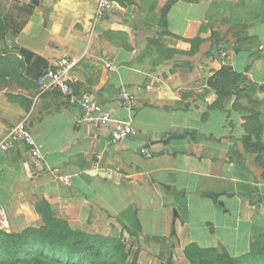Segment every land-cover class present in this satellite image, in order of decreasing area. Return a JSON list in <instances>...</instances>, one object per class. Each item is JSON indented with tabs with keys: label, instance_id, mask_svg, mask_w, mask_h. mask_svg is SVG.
<instances>
[{
	"label": "crops",
	"instance_id": "crops-1",
	"mask_svg": "<svg viewBox=\"0 0 264 264\" xmlns=\"http://www.w3.org/2000/svg\"><path fill=\"white\" fill-rule=\"evenodd\" d=\"M109 1L95 20L98 0H0V141L26 120L34 142L0 150V211L10 224L8 212L44 200L79 222L101 213L157 255L192 243L246 253L264 232L263 154L243 143L264 146V0ZM64 58L76 60L72 91L133 134L112 144V123L39 91ZM222 61L242 79L223 99L209 83Z\"/></svg>",
	"mask_w": 264,
	"mask_h": 264
},
{
	"label": "trees",
	"instance_id": "trees-1",
	"mask_svg": "<svg viewBox=\"0 0 264 264\" xmlns=\"http://www.w3.org/2000/svg\"><path fill=\"white\" fill-rule=\"evenodd\" d=\"M170 3L161 9V21L165 22ZM0 31L5 26L0 12ZM241 76L223 64L209 79L220 98L228 96L225 88H237ZM244 145L260 150L264 177V146L243 138ZM41 215L39 226L30 225L20 232L0 227V264H136L137 255L131 257L124 244L112 237L90 234L73 228L55 216L52 207L44 200L34 206ZM185 264H264V233L254 235L246 253L234 257L226 249L202 248L192 243L184 249ZM167 264H174L170 255Z\"/></svg>",
	"mask_w": 264,
	"mask_h": 264
},
{
	"label": "built area",
	"instance_id": "built-area-1",
	"mask_svg": "<svg viewBox=\"0 0 264 264\" xmlns=\"http://www.w3.org/2000/svg\"><path fill=\"white\" fill-rule=\"evenodd\" d=\"M112 7L109 0H98L95 10V20L101 18ZM221 56L224 57L225 53L222 52ZM76 60L73 59H61L57 69H45L37 78V84L40 92H44L51 89H56L67 97V102L70 105L78 106L82 111L83 120L97 123H112L113 129L111 134L110 143L117 144L127 139L134 130L129 122L119 121L113 119L109 113L103 111L100 104L89 96L81 95L77 96L71 89L68 82V72L73 66H75ZM224 64V61H222ZM105 66L109 70H113L114 64L107 61ZM119 97L123 107L126 110H130L134 104L135 98L133 94L125 87L120 88ZM14 142L24 143L30 146H34L32 136L27 129L26 120L21 121L6 133L3 139L0 141V150H6ZM31 155L34 158L39 159L40 152L36 148H31ZM142 153H148L146 148L141 149ZM1 212V211H0Z\"/></svg>",
	"mask_w": 264,
	"mask_h": 264
},
{
	"label": "rangeland",
	"instance_id": "rangeland-1",
	"mask_svg": "<svg viewBox=\"0 0 264 264\" xmlns=\"http://www.w3.org/2000/svg\"><path fill=\"white\" fill-rule=\"evenodd\" d=\"M0 31V39H1ZM41 201V200H40ZM40 201H36L32 206L18 207L16 212L7 213L10 216V224L6 221L4 212H0V227L7 231L20 232L30 225L39 226L41 224V215L34 210V206L38 205ZM13 208V206H12ZM59 208L54 207L53 213L56 217L66 220L73 228L81 229L90 234H98L105 237H112L120 240L126 250L129 252L130 257L135 253L137 255L136 264H167V261L172 256L174 264H185L186 258L184 250L176 253L173 249L162 251L159 255L153 249L146 248L144 240H141L135 232L130 231L126 226L118 223L104 224L107 219L101 213L85 222H79L74 217L63 212H58ZM60 210V209H59ZM108 221V220H107ZM117 225V227H116ZM264 233V232H263ZM168 251V253H167Z\"/></svg>",
	"mask_w": 264,
	"mask_h": 264
},
{
	"label": "water",
	"instance_id": "water-1",
	"mask_svg": "<svg viewBox=\"0 0 264 264\" xmlns=\"http://www.w3.org/2000/svg\"><path fill=\"white\" fill-rule=\"evenodd\" d=\"M173 191H174V190H173ZM207 197H208V198H211L214 202H216V201H217V198H218V194H217V193H213V192H211V193H208V194H207ZM219 204L222 205L221 202H219Z\"/></svg>",
	"mask_w": 264,
	"mask_h": 264
}]
</instances>
